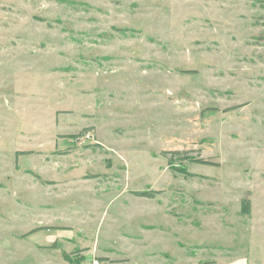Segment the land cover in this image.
Listing matches in <instances>:
<instances>
[{"label": "rangeland", "instance_id": "374dc122", "mask_svg": "<svg viewBox=\"0 0 264 264\" xmlns=\"http://www.w3.org/2000/svg\"><path fill=\"white\" fill-rule=\"evenodd\" d=\"M140 192L166 219L126 223L264 264V0H0V264H88Z\"/></svg>", "mask_w": 264, "mask_h": 264}, {"label": "crops", "instance_id": "0c3cea01", "mask_svg": "<svg viewBox=\"0 0 264 264\" xmlns=\"http://www.w3.org/2000/svg\"><path fill=\"white\" fill-rule=\"evenodd\" d=\"M152 193V192H151ZM136 200L130 201V205L124 204V207L117 212L120 215L119 221L124 220L126 212H136L132 206H138L143 209V216H149L150 210L162 212L166 219V192H154L152 195L143 196L135 195ZM162 198L164 203L162 206L156 199ZM139 199V200H138ZM159 201V200H158ZM126 205V206H125ZM109 207V206H108ZM108 212V211H107ZM125 212V213H124ZM109 213V212H108ZM152 213V212H151ZM137 220V217L129 219L128 223L122 224L120 235L109 242H92L90 249L84 251L83 261L90 262L94 258H106V260L114 261L113 264H200L206 260H200L199 257L187 255L186 246L183 242H166V224L158 225L153 221ZM135 228L130 231L128 228ZM128 231L123 234V232ZM163 237V242H149L151 238ZM131 241V242H130ZM40 256L37 264H73L68 260H59L55 256V251L49 248L39 249ZM206 264H255L249 256H239L228 259L223 262H213Z\"/></svg>", "mask_w": 264, "mask_h": 264}, {"label": "trees", "instance_id": "16d2710c", "mask_svg": "<svg viewBox=\"0 0 264 264\" xmlns=\"http://www.w3.org/2000/svg\"><path fill=\"white\" fill-rule=\"evenodd\" d=\"M162 153L165 154L168 152L163 151ZM152 194H153V192L152 193L151 192H140L138 195L148 196V195H152ZM249 211H250L249 202L245 200L242 204V212L243 213H249ZM33 231H35V230H32L31 232H33ZM65 258H66V260L72 262L73 264H77V262L72 260V258L70 256L66 255ZM99 259L106 260V258H99ZM206 263L207 262L200 263V264H206Z\"/></svg>", "mask_w": 264, "mask_h": 264}, {"label": "built area", "instance_id": "2783aa9c", "mask_svg": "<svg viewBox=\"0 0 264 264\" xmlns=\"http://www.w3.org/2000/svg\"><path fill=\"white\" fill-rule=\"evenodd\" d=\"M86 137H91V134H86ZM88 264H112L109 260H102L99 258H94L91 260V262H89Z\"/></svg>", "mask_w": 264, "mask_h": 264}]
</instances>
